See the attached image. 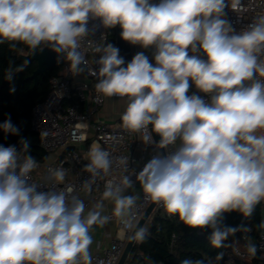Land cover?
Masks as SVG:
<instances>
[{
    "label": "clouds",
    "instance_id": "1",
    "mask_svg": "<svg viewBox=\"0 0 264 264\" xmlns=\"http://www.w3.org/2000/svg\"><path fill=\"white\" fill-rule=\"evenodd\" d=\"M228 11L240 16L247 6L244 0H0V45L26 49L24 57L47 48L73 77L92 65L95 92L124 101L120 127L155 148L137 172L129 154L114 156L94 142L78 187L63 165L34 181L40 163L31 140L6 116L0 132L20 138L0 144V264H93V233L114 218L128 241H146L149 228L137 217L149 202L188 228L210 229L214 249L232 248L239 240L230 238L242 233L247 254L256 257L252 227L224 219L235 212L251 220L264 203V13L237 30ZM117 26L123 41L150 49L152 59L140 51L126 63L108 42V30ZM29 64L10 59L4 79L12 82ZM256 227L264 229V220ZM224 255L219 251L215 261Z\"/></svg>",
    "mask_w": 264,
    "mask_h": 264
},
{
    "label": "built area",
    "instance_id": "2",
    "mask_svg": "<svg viewBox=\"0 0 264 264\" xmlns=\"http://www.w3.org/2000/svg\"><path fill=\"white\" fill-rule=\"evenodd\" d=\"M244 3L247 6L246 13L238 16L228 11V18L237 30L250 23L253 16L264 13V0H244ZM94 23L98 24L99 22L95 21ZM104 31L103 28H100L96 32V37L98 38ZM116 39V28L108 30V42L117 46ZM91 67L92 65L80 76L73 77L67 72L66 65L63 64L62 71L51 78V88L45 98L37 102L32 109L31 127L38 134L42 148L48 152L60 148L68 150L66 157L47 164L46 171L49 168L63 165L69 172L67 181L77 187L82 175H87L82 173V168L87 163V151L94 142L100 143L114 156L129 154L130 169L137 172L155 154L154 146H145L135 135L129 134L120 127V115L124 111L125 104L113 122L91 120L109 99L101 97L95 92L94 84L97 81L91 73ZM113 99L119 98L113 97ZM89 139H91V143L87 149L81 151L76 148L78 144L86 143ZM119 174V171L114 169L113 175ZM32 178L34 181L41 179L34 174H32ZM100 187L102 190V183ZM96 195L98 196V193ZM150 203H146L141 208L138 220ZM162 209L156 205L154 211ZM113 222L122 229L123 235H117L101 252L94 253L93 264H118L122 256L127 242L125 230L115 218ZM254 243L261 255H264V229L260 231ZM246 244L247 241L242 238L239 239V243H234V246L226 252V264H233L237 258H249Z\"/></svg>",
    "mask_w": 264,
    "mask_h": 264
},
{
    "label": "trees",
    "instance_id": "3",
    "mask_svg": "<svg viewBox=\"0 0 264 264\" xmlns=\"http://www.w3.org/2000/svg\"><path fill=\"white\" fill-rule=\"evenodd\" d=\"M27 50L21 53L19 50L12 52L7 44L0 45V123L10 115L12 122L19 127L20 134L31 140V154L38 162L46 160L48 153L41 144L38 134L31 127L33 106L43 100L51 88V78L59 74L62 64H58L39 75L37 81L30 76L37 68V62L30 60L25 71L17 73L12 82L4 79V70L8 67L9 60L20 64ZM15 87V92H10V87ZM20 137L9 135L5 139L4 133L0 132V144L5 146L16 144ZM89 142V140H88ZM264 220V203L257 207L256 213L251 220H246L238 213L225 214L224 224L238 226L240 224L252 227L249 234L252 242L262 229L256 226ZM144 226L149 228L150 235L143 243H134L125 264H181L182 260H205L212 259L214 264H226L227 249H214L210 246L208 237L210 229H191L186 227L174 217H169L166 212L157 210ZM243 234L236 233L231 241L239 240ZM219 251H224L222 260L216 262L215 256ZM233 264H264V255L258 251L255 258H237Z\"/></svg>",
    "mask_w": 264,
    "mask_h": 264
},
{
    "label": "crops",
    "instance_id": "4",
    "mask_svg": "<svg viewBox=\"0 0 264 264\" xmlns=\"http://www.w3.org/2000/svg\"><path fill=\"white\" fill-rule=\"evenodd\" d=\"M140 51H144L145 54L149 56L150 60L152 59V52H151L150 49L149 50H145V49L140 48L137 45L136 48H135V53L140 52ZM152 62L154 63V61H152ZM62 68H63V64H62V67H61V71H62ZM195 91H197V90L195 89V87H193L191 89V92H195ZM123 105H124V101L123 100L109 98L107 100L106 104L102 108L99 109V111L92 117L91 120L92 121L105 120V121H108V122H113L118 117L119 111L121 110V107ZM90 143H91V139H89V142L78 144L76 146V148L80 149L82 151L84 149H87ZM47 153H48V156H47L46 160L43 161V162H39L40 163V168L37 169L35 172H33V174L36 177L37 176L38 177H42V176L46 175L47 171H46V167L45 166L47 164H49V163L56 162L59 159L66 157L67 154H68V150L65 149V148H60V149H57V150L52 151V152H48L47 151ZM111 207H112L111 204L107 205V211L108 212L111 211ZM154 212H156V211H154ZM153 213H152V215H153ZM150 217H149V219H150ZM93 235H94V241L95 242H94V244L92 246V255L94 253H96V252H101L102 249L104 247L108 246L115 239V237L117 235L122 236L123 235V231H122V229H120V227H118L115 224V222L112 221L111 223L106 225L104 228H96V230L93 233ZM97 245H99V247H97Z\"/></svg>",
    "mask_w": 264,
    "mask_h": 264
},
{
    "label": "water",
    "instance_id": "5",
    "mask_svg": "<svg viewBox=\"0 0 264 264\" xmlns=\"http://www.w3.org/2000/svg\"><path fill=\"white\" fill-rule=\"evenodd\" d=\"M116 44L117 47L120 50V55L125 59V62H130L135 53L136 46L129 44L128 42L123 41L120 38V28L119 26L116 27ZM25 59L29 60H35L37 62V68L35 69L34 73L30 76V78H33L35 81H37L39 75L44 74L49 69L53 68L54 66L58 65L56 54L51 52L49 49H44L42 52H36L34 55L30 57H25ZM151 127V126H150ZM154 138L158 141L159 137L155 136ZM154 204L150 203L147 210L144 212L142 217L140 218L141 225H145L148 221L149 217L152 215V213L155 210ZM134 246L133 242H130L127 240L125 248L123 250L122 256L118 262V264H125L130 252L132 251V248Z\"/></svg>",
    "mask_w": 264,
    "mask_h": 264
},
{
    "label": "rangeland",
    "instance_id": "6",
    "mask_svg": "<svg viewBox=\"0 0 264 264\" xmlns=\"http://www.w3.org/2000/svg\"><path fill=\"white\" fill-rule=\"evenodd\" d=\"M162 212H165L164 209L162 210Z\"/></svg>",
    "mask_w": 264,
    "mask_h": 264
}]
</instances>
